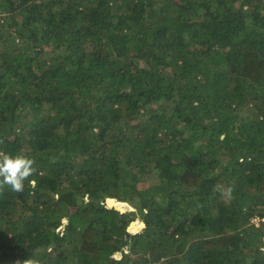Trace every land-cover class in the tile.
<instances>
[{"label": "trees", "instance_id": "trees-1", "mask_svg": "<svg viewBox=\"0 0 264 264\" xmlns=\"http://www.w3.org/2000/svg\"><path fill=\"white\" fill-rule=\"evenodd\" d=\"M4 153L0 264H264V0H0Z\"/></svg>", "mask_w": 264, "mask_h": 264}, {"label": "clouds", "instance_id": "clouds-1", "mask_svg": "<svg viewBox=\"0 0 264 264\" xmlns=\"http://www.w3.org/2000/svg\"><path fill=\"white\" fill-rule=\"evenodd\" d=\"M34 164L33 159L23 155L0 154V194L6 186L14 192H22L24 181L36 172Z\"/></svg>", "mask_w": 264, "mask_h": 264}, {"label": "rangeland", "instance_id": "rangeland-1", "mask_svg": "<svg viewBox=\"0 0 264 264\" xmlns=\"http://www.w3.org/2000/svg\"><path fill=\"white\" fill-rule=\"evenodd\" d=\"M125 203H126V205H128L130 208H132V209L135 208L134 205H132L129 201H125ZM121 210H122V211H125L126 209L123 208V209H121ZM131 223H132V220L129 222L127 228H126L125 231H124L125 233H128L129 235H130V234H133L134 232H136V230L139 229L140 227H142L143 224H144V223H143V220H142V218H141V221H140L139 223H136L137 226H136L135 228L129 229V228H130L129 226L131 225ZM127 239H128V237H127ZM115 256L118 257L119 255L116 254Z\"/></svg>", "mask_w": 264, "mask_h": 264}, {"label": "water", "instance_id": "water-1", "mask_svg": "<svg viewBox=\"0 0 264 264\" xmlns=\"http://www.w3.org/2000/svg\"><path fill=\"white\" fill-rule=\"evenodd\" d=\"M107 196H108V195H107ZM110 197H111V196H110ZM118 201H123V202H125L124 200H118ZM111 206H113V205H111ZM114 207H116V208H118V209L121 210V208L118 207V206H114ZM124 208H125L126 210H130V209H132V208H130L128 205H126Z\"/></svg>", "mask_w": 264, "mask_h": 264}, {"label": "built area", "instance_id": "built-area-1", "mask_svg": "<svg viewBox=\"0 0 264 264\" xmlns=\"http://www.w3.org/2000/svg\"><path fill=\"white\" fill-rule=\"evenodd\" d=\"M158 264H160V263H158Z\"/></svg>", "mask_w": 264, "mask_h": 264}]
</instances>
